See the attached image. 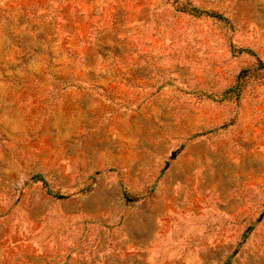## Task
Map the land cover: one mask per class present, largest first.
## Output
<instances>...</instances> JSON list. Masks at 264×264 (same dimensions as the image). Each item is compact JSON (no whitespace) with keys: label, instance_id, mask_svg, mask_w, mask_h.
Here are the masks:
<instances>
[{"label":"rangeland","instance_id":"obj_1","mask_svg":"<svg viewBox=\"0 0 264 264\" xmlns=\"http://www.w3.org/2000/svg\"><path fill=\"white\" fill-rule=\"evenodd\" d=\"M0 264H264V0H0Z\"/></svg>","mask_w":264,"mask_h":264}]
</instances>
